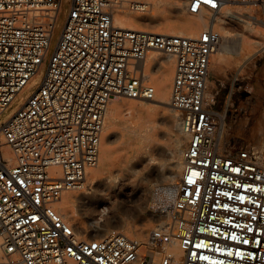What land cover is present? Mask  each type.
Instances as JSON below:
<instances>
[{"label":"built area","instance_id":"built-area-1","mask_svg":"<svg viewBox=\"0 0 264 264\" xmlns=\"http://www.w3.org/2000/svg\"><path fill=\"white\" fill-rule=\"evenodd\" d=\"M63 1L0 0V264H264V151L231 149L226 117L208 91L221 34L130 30L115 14L147 12L145 2L69 0L49 58ZM180 1L198 15L221 11L227 0ZM151 51L175 57L170 106L188 138L170 228L143 239L82 236L55 205L89 186L110 101L154 99L143 67ZM41 69L36 90L5 119ZM174 239L179 260L166 250Z\"/></svg>","mask_w":264,"mask_h":264},{"label":"bare ground","instance_id":"bare-ground-1","mask_svg":"<svg viewBox=\"0 0 264 264\" xmlns=\"http://www.w3.org/2000/svg\"><path fill=\"white\" fill-rule=\"evenodd\" d=\"M138 1L145 2L144 6H146V10L148 9V11L144 13L118 11L115 14L117 26L130 30L191 38L195 37L203 29L207 30L214 27L222 31V44L219 50L212 55L213 58H211L209 65V71L213 70L214 73L227 60L229 54L241 52L249 47L251 50L252 34L250 32L257 27L256 25H252L254 21L257 22L256 18L252 15H254L258 6L264 5V3H256L260 0H227L221 11L185 15L183 2L180 0ZM169 12L173 15H169ZM249 19L253 20V22ZM230 28L238 31L233 33ZM143 67L146 80L151 82L155 87V97L152 100H138L125 96H117L110 101L105 121V134L102 137V164L111 156L110 137L114 133L117 119L123 117L125 118L123 122L125 143H133L135 141L137 150L144 153L143 160L147 161V185L143 187V190H149L152 193L150 196L152 208H158L161 203L163 204L162 208H165L174 202L179 191V175L182 170L183 147L187 141V135L184 132L178 111L170 106L171 88L174 78L173 55H163L162 52L151 51L144 61ZM41 73L42 69L19 94L17 98L21 100L20 105H15L16 99L7 110L4 116L5 119L24 105L26 100L23 99L22 95L24 92L30 90L37 76ZM211 82L208 74L207 84L209 93ZM159 110H163L172 120L171 131L173 133V141L168 146L158 138L156 116ZM132 113L136 115L134 117L137 122L136 126L131 121ZM144 123L147 124L146 128L141 129ZM252 148L264 151V139L260 142L259 146H252ZM101 172L103 170L99 165L89 171V186L80 191L65 192L61 200L55 205L58 213L79 234L77 222L82 210L81 207L87 203L86 199L100 202L111 198L106 193H100L96 189L92 190V186L98 183V175ZM99 214L101 215L100 220L96 221L93 229L87 232V237L101 238L114 233H122L130 237L143 239L151 231V225L148 222L136 223L120 219L115 214L109 215V210L105 206L99 210ZM158 226L167 232L170 228V222L165 220L156 227ZM166 250L175 256L177 260L183 257V252L180 249L178 241L175 239L166 246Z\"/></svg>","mask_w":264,"mask_h":264},{"label":"rangeland","instance_id":"rangeland-1","mask_svg":"<svg viewBox=\"0 0 264 264\" xmlns=\"http://www.w3.org/2000/svg\"><path fill=\"white\" fill-rule=\"evenodd\" d=\"M256 3L263 4L264 0ZM69 10V0H64L51 41L49 58L57 47ZM168 14L173 15L170 12ZM185 15L190 14L185 11ZM252 16L257 22L249 20L257 27L250 32L252 34L251 50L249 47L241 52H233L229 54L216 73L213 70L209 71V78L212 81L209 89L216 96L215 107L226 117L225 133L234 151L259 146L264 139V5L258 6ZM203 30L199 31L195 37ZM216 30L222 34V31L217 28ZM230 30L233 33L238 31L234 28ZM162 53L167 55V53ZM174 69L175 57L173 56ZM44 72L45 70H42L30 90L24 92L22 95L24 100H27L32 91L36 90ZM148 83L153 85L151 82ZM20 101L17 98L15 105H20ZM178 114L181 115L179 111ZM135 116L134 113L131 114L134 126L137 125ZM124 119L121 117L116 121L114 133L109 142L112 148L111 156L103 164V156H101L99 166L103 172L98 175V183L92 186V190L96 189L100 193H106L111 198L100 202L86 199L87 203L81 207L77 222L82 236H87V232L93 229L96 221L100 220L99 210L104 206L109 210V215L115 214L120 219L136 223L148 222L151 225L150 230L165 220L169 221L170 206L162 208L161 203L158 208H152L150 198L152 193L149 190H143V187L147 185V161L143 160L144 153L137 150L135 141L125 143ZM156 119L158 138L168 146L173 141L172 120L163 110H159ZM146 125L144 123L141 129H145ZM186 143L187 141L185 145Z\"/></svg>","mask_w":264,"mask_h":264},{"label":"snow or ice","instance_id":"snow-or-ice-1","mask_svg":"<svg viewBox=\"0 0 264 264\" xmlns=\"http://www.w3.org/2000/svg\"><path fill=\"white\" fill-rule=\"evenodd\" d=\"M237 171H239V170L237 169Z\"/></svg>","mask_w":264,"mask_h":264}]
</instances>
